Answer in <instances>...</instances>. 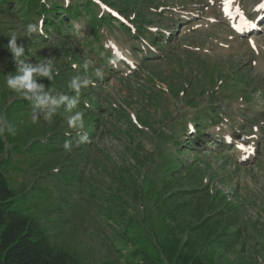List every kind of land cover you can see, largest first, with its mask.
<instances>
[{
	"label": "rangeland",
	"instance_id": "1",
	"mask_svg": "<svg viewBox=\"0 0 264 264\" xmlns=\"http://www.w3.org/2000/svg\"><path fill=\"white\" fill-rule=\"evenodd\" d=\"M57 1L81 5L87 0ZM90 1L128 7L123 17L133 28L138 20L146 21L142 40H131L117 25L103 26L100 44L118 58L110 56L108 70H94L88 64L96 53L87 58L93 42L89 44V23L83 16L73 22L76 43L40 46L28 39L31 32L22 21L0 19V163H17L18 168L7 174L17 180L10 183L11 190L28 195L36 189L33 216L55 244L77 255L82 264H123L125 256L137 249L122 239L124 229L131 233L129 226L111 221L108 225L105 203L96 195L100 191L120 196L130 216L140 219L139 211L152 204L147 203L149 183L157 182L152 186L160 190L167 180L166 167L179 153L184 190L203 191L190 194L195 197L188 199L192 214L205 216L210 204L212 213L221 214L220 223L236 219L234 224L246 230L245 245L224 252L220 264H264V96L257 92L264 90V23L245 35L233 30L238 17L250 22L260 17L264 11L254 9L264 0ZM95 11L101 15L99 6ZM161 32L162 44L146 41L149 34ZM13 35L17 48L23 49L19 57L8 49ZM78 63L88 67L87 74L68 76ZM30 68L46 69L49 76L33 73V90L6 84ZM74 79L80 81L78 90L70 86ZM93 92L98 95L97 121L81 115L72 126L69 120L82 112L70 102L67 108L66 101L79 96L81 102L88 101ZM21 102L31 103L22 111L24 118L18 111L10 115L9 109ZM217 111L219 120L206 124L209 112ZM202 124L208 136L189 134ZM90 131L93 136L88 138ZM9 134L19 142L12 144ZM223 137L232 140L226 143L228 148L205 149L208 139L223 142ZM64 138L68 140L61 142ZM192 138H200V145H190ZM38 144L58 146L55 152L42 150L38 157L23 154ZM237 145L252 150L245 149L246 156L253 152L252 161H242L238 147H232ZM62 173L71 179L68 186L58 178ZM141 187L144 198L133 199ZM43 193L55 194L54 200L44 201L39 197ZM143 229L132 230L134 240L142 245L154 241ZM106 235H111L112 244ZM119 240L124 244L116 250Z\"/></svg>",
	"mask_w": 264,
	"mask_h": 264
},
{
	"label": "trees",
	"instance_id": "2",
	"mask_svg": "<svg viewBox=\"0 0 264 264\" xmlns=\"http://www.w3.org/2000/svg\"><path fill=\"white\" fill-rule=\"evenodd\" d=\"M79 4L73 3L66 8L64 3H58L57 0L52 4L47 3L46 0H0V19H8V17L15 18L22 21L26 29L28 24L37 27V19H42L45 22V32L58 36V40L55 43H76L78 37L73 32L74 25L72 20H77L83 16L89 21L93 39L98 40V30L101 25H111L115 20L110 15L98 18L95 11L96 5L90 0H87L86 4ZM15 6H17V9H15ZM110 6L115 7L125 14L129 12L127 10L128 7L123 5L121 6L111 2ZM117 23L121 29L127 32L129 31L126 26L120 22ZM145 23L146 21L143 20L136 22L138 34H142L141 32L144 30ZM26 32L28 33V30ZM37 35L31 33L28 39L33 44L40 46L39 41L43 40L44 37L43 35ZM150 39L159 43L155 35H151ZM89 48L91 52L96 50L93 45H89ZM87 58L90 57L87 56ZM89 63L91 64L90 67H93L95 70L96 67L93 65V62L89 60ZM87 72L88 67H82L78 63V68L75 70L72 69V72L69 71L68 76L72 77L73 74L82 76L83 74H87ZM243 76L242 72H240V77L242 78ZM21 94L22 92L18 91V95ZM260 94L264 95V92L261 91ZM87 97L91 100L92 106L96 108L95 103L98 98L95 96L93 98L92 95ZM78 100V102H81L80 99ZM69 102L72 105L74 104L73 109L78 110L77 112H82V117H89L91 121H97L96 116L98 114L90 112L83 103L66 101L67 108ZM17 104L16 107H13L11 110L9 109V113L11 115L15 111H18L19 117L24 118L22 111L27 105H31V103L21 102ZM33 106L36 107L37 104L33 103ZM209 114L210 117L207 118L208 123L213 124L218 120V116L211 115V112ZM198 120L201 119H197L196 121ZM203 127L204 125L198 129ZM92 136L93 132L90 131L88 138ZM9 139L12 141V144L19 142V140L14 139L12 134H9ZM66 140L68 139L64 138L61 142H66ZM70 144H72V141ZM36 145L37 143L32 146ZM38 145L32 150L29 148L23 154L38 157L42 155V150L55 152L54 149L58 146L41 147L40 144ZM178 158L179 153L175 156L173 163L166 167L167 180L163 181L164 185L162 184L163 186L160 190L153 188L154 184L158 185L157 182L152 181V184L149 183L150 186L146 190L147 203L152 202V204L143 208L144 211H139L140 219L130 216L128 210L125 208L124 200L120 199V196L114 198V196H107L100 191L96 195L99 201L103 200L105 203L106 209H103L107 224L109 221L112 223L118 222L119 224L123 222L124 226H129L128 230L131 233L129 234L124 229L122 239L125 242L127 241L126 243L131 242L137 249L125 256L123 264H220L219 259L224 258V252L230 250L233 252L240 244L245 245V228L241 226L240 229L234 224L237 222L236 219L233 222L224 220L226 223H220L217 219H220L221 214L216 213V211L212 213L210 204L205 208L206 212H208L205 216L203 214L202 217H199L192 214L188 200L192 197L190 194L196 195L203 191L184 190L185 178H183L182 172L178 170L179 163L176 160ZM0 168H3V171L0 169V264H82L77 255L72 252L69 253L55 244L54 238L44 232L42 226H40L39 222L33 216V211L35 210L31 206H35L34 204L37 201L38 193H35L36 189H33V192L28 195L18 194L11 190L10 183L16 184L15 182L17 180L14 177L9 179L7 174L10 170H16L18 168L17 163L9 161L6 164V161H2ZM184 172H187V170ZM58 178L60 180L64 179L62 184L65 186H68L71 180L67 179V176L63 173ZM57 186H62L60 181L57 183ZM38 190L43 191L44 189L38 187ZM138 190L133 197L135 200L144 198L143 188L141 187ZM42 196L44 201L51 202L54 200L55 194L49 193L47 196V193H43V195H39L40 198ZM67 200L68 198H66ZM156 224H159L160 227L153 229V226H156ZM143 227L146 228L154 239L150 243L144 242V245L134 240L135 232L132 231L141 229L140 231L144 232ZM109 236L106 235V239L112 244V237L111 235ZM250 236L247 235V238ZM123 244L124 241L119 240L115 249L120 250ZM225 263L227 264V262ZM230 264L234 263L231 262Z\"/></svg>",
	"mask_w": 264,
	"mask_h": 264
},
{
	"label": "clouds",
	"instance_id": "3",
	"mask_svg": "<svg viewBox=\"0 0 264 264\" xmlns=\"http://www.w3.org/2000/svg\"><path fill=\"white\" fill-rule=\"evenodd\" d=\"M27 30L28 32H32L34 30V26L32 24H28L27 25ZM16 35H13L11 38V42L8 45V49L9 51L13 52L15 54L16 57H19L23 51L22 48H17L16 46ZM73 67H75V65H73ZM33 73H39L43 76H49V71L46 69H42V68H30V69H26L23 76L19 77L17 79H7L5 82L7 85L9 86H14L16 84H20V86L25 87L29 90H33L36 88V85L32 82V77H33ZM98 76L102 77V73L101 72H97ZM85 84L87 83V81L84 82ZM73 89H79L80 87V81L78 79H74L71 82L70 85ZM66 99V97H65ZM82 113H78L76 115V117H74L73 119L69 120V123L72 126H76L77 123L80 121V117H81ZM82 126V125H81ZM66 147H69V145H66Z\"/></svg>",
	"mask_w": 264,
	"mask_h": 264
},
{
	"label": "snow or ice",
	"instance_id": "4",
	"mask_svg": "<svg viewBox=\"0 0 264 264\" xmlns=\"http://www.w3.org/2000/svg\"><path fill=\"white\" fill-rule=\"evenodd\" d=\"M257 13L260 11H264V2H259L258 6L254 9ZM262 20H264V17H261ZM252 26L255 27V19L251 22ZM252 43V42H250ZM254 47V44H253Z\"/></svg>",
	"mask_w": 264,
	"mask_h": 264
},
{
	"label": "bare ground",
	"instance_id": "5",
	"mask_svg": "<svg viewBox=\"0 0 264 264\" xmlns=\"http://www.w3.org/2000/svg\"><path fill=\"white\" fill-rule=\"evenodd\" d=\"M234 24H235V22H233ZM238 23H240V22H238ZM247 150H245V152H246ZM250 153V152H249Z\"/></svg>",
	"mask_w": 264,
	"mask_h": 264
}]
</instances>
